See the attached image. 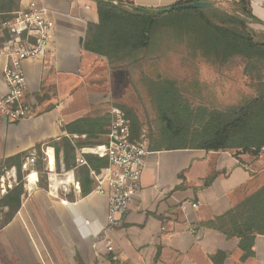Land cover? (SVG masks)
I'll list each match as a JSON object with an SVG mask.
<instances>
[{
  "label": "crops",
  "instance_id": "1",
  "mask_svg": "<svg viewBox=\"0 0 264 264\" xmlns=\"http://www.w3.org/2000/svg\"><path fill=\"white\" fill-rule=\"evenodd\" d=\"M124 1L150 9L177 2ZM211 1L229 6L235 0ZM47 3L56 22L51 49L44 58L24 62L33 112L10 122L0 111V162L66 135L68 123L105 114L99 110L110 100L107 84L90 79L109 70L106 58L83 48L88 23L99 22L97 1ZM250 9L262 22L250 26L264 31V0H250ZM6 64L0 55V97L7 92ZM65 98L70 104H62ZM84 100L87 105L77 107ZM241 159L224 150H150L141 188L112 227L106 195L91 191L70 200L35 185L0 231V264H76L77 254L85 264H112L109 252L126 264H264V235L255 240V255L243 259L238 238L201 225L264 185V150L259 158L243 154ZM215 171L220 174L204 186Z\"/></svg>",
  "mask_w": 264,
  "mask_h": 264
},
{
  "label": "trees",
  "instance_id": "2",
  "mask_svg": "<svg viewBox=\"0 0 264 264\" xmlns=\"http://www.w3.org/2000/svg\"><path fill=\"white\" fill-rule=\"evenodd\" d=\"M98 23H88L83 48L106 58L110 70H132L144 62L160 61L174 47L185 45L190 57L200 58L213 66L224 67L239 61L256 81L257 93L240 104L224 108L194 106L183 94L176 80L157 73L147 77V86L158 111V131L151 134L150 150L205 149L231 151L235 157L248 154L259 158L264 150V31L253 29L252 22H260L250 9V0L229 2V8L214 2L212 7L183 8L166 13L139 11L132 1L96 0ZM112 1V3L108 2ZM195 0H177L176 4ZM20 6V0H0V25ZM6 36L0 38V47ZM123 109L131 120V132L140 138L142 124L136 112ZM108 113L79 118L65 126L66 135L35 146L39 157L44 146L55 148L67 169L75 168L81 183L82 195H88L95 182L91 169L100 171L108 166L107 158L86 154L88 165H77L76 146L102 142L108 132ZM86 134L85 140L74 141L71 134ZM30 152H22L0 162V170L15 167L19 184L0 196V231L16 216L26 194L22 164ZM41 154V155H40ZM52 154V152H51ZM38 158L36 167L42 168ZM54 164L52 160L51 165ZM37 170V168H36ZM220 172H213L204 183L209 186ZM47 189L46 184L42 185ZM75 200L72 194L64 196ZM201 225L217 229L228 238H238L242 258L255 255V240L264 235V185L233 206L226 213L213 217ZM226 255V253H224ZM112 264H126L109 252ZM76 264H85L79 254Z\"/></svg>",
  "mask_w": 264,
  "mask_h": 264
},
{
  "label": "built area",
  "instance_id": "3",
  "mask_svg": "<svg viewBox=\"0 0 264 264\" xmlns=\"http://www.w3.org/2000/svg\"><path fill=\"white\" fill-rule=\"evenodd\" d=\"M117 3V2H115ZM6 39L0 47V55L7 58L4 78L7 92L0 97V111L10 122H18L33 112L34 99L28 94L27 77L24 70L26 60L44 58L50 51L56 33V22L52 8L47 0H20V6L12 16L1 23ZM110 123L104 141L93 145L76 146L77 165H88L86 154H94L108 159V166L100 171L91 169L95 186L92 192L108 197V226L118 223L122 214L127 212L141 188L142 176L150 153L149 143L145 138H135L131 132V120L126 112L111 105L108 112ZM74 141L85 139L86 134H71ZM51 152L54 164L51 165ZM43 159L53 184L51 193L82 194L80 181L75 177V169H67L64 160L57 159L54 147L46 145L42 149ZM39 155L34 149L25 158L22 168L28 172L27 180L36 172L33 183L38 182L36 164ZM58 163L61 171L58 174ZM71 178V180H69ZM54 183H56L54 185ZM17 170L12 167L0 175V195L17 185ZM197 206V204H193ZM111 250L112 247H109Z\"/></svg>",
  "mask_w": 264,
  "mask_h": 264
},
{
  "label": "rangeland",
  "instance_id": "4",
  "mask_svg": "<svg viewBox=\"0 0 264 264\" xmlns=\"http://www.w3.org/2000/svg\"><path fill=\"white\" fill-rule=\"evenodd\" d=\"M223 8H229V6H223ZM157 73L176 80L184 96L194 106L206 105L224 108L240 104L257 93L256 81L246 73L244 63L237 61L229 66H213L200 58L190 57L188 48L179 43H174L172 51L163 56L160 61L148 60L140 67H133L132 70L122 69L113 72L109 67V70L105 72L96 71V74L90 79L107 84L110 93V100L105 103L107 106L105 105L103 109L99 110L100 113H107L111 105L132 108L142 124L140 138L147 139L148 143H150L151 134L158 131L159 121L158 111L149 94L147 77L155 78ZM62 104H70L69 98H65ZM86 105L87 102L84 100L77 107L82 106L83 108ZM103 138L105 139V137ZM43 157V154L39 157L42 160V168L36 167L39 177L37 183H28V172L22 168V181L26 193L35 185L46 184L47 190L53 187ZM61 158L63 159L62 153L60 154ZM60 171L58 163V174ZM17 182L18 184L20 182L18 175ZM70 194L74 195V193H65L64 190L58 193L63 196Z\"/></svg>",
  "mask_w": 264,
  "mask_h": 264
},
{
  "label": "water",
  "instance_id": "5",
  "mask_svg": "<svg viewBox=\"0 0 264 264\" xmlns=\"http://www.w3.org/2000/svg\"><path fill=\"white\" fill-rule=\"evenodd\" d=\"M108 2L112 3V1H108ZM212 6H214V2L211 0H195L192 2L173 4L167 7L158 8V9H155V12L156 13H166V12H170V11L177 10V9H183V8H203V7H212ZM134 9L139 10V11H145V12H148L151 10L150 8L143 7V6H137V5H135Z\"/></svg>",
  "mask_w": 264,
  "mask_h": 264
},
{
  "label": "bare ground",
  "instance_id": "6",
  "mask_svg": "<svg viewBox=\"0 0 264 264\" xmlns=\"http://www.w3.org/2000/svg\"><path fill=\"white\" fill-rule=\"evenodd\" d=\"M50 155H51V162H52V160H54V155H53V153L50 154ZM52 166H53V165H52ZM36 177H37L36 172H33V173L31 174V176L29 177L30 180H31V183L34 182V180L36 179ZM69 179H71V178H69ZM55 184H56V183H54V185H55Z\"/></svg>",
  "mask_w": 264,
  "mask_h": 264
}]
</instances>
